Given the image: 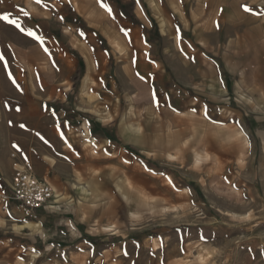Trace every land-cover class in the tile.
I'll list each match as a JSON object with an SVG mask.
<instances>
[{"label":"crops","instance_id":"1","mask_svg":"<svg viewBox=\"0 0 264 264\" xmlns=\"http://www.w3.org/2000/svg\"><path fill=\"white\" fill-rule=\"evenodd\" d=\"M115 1L14 5L43 44L0 20V264L98 251L84 237L119 236L141 172L168 188L264 156V0ZM16 165L54 192L30 215Z\"/></svg>","mask_w":264,"mask_h":264},{"label":"rangeland","instance_id":"2","mask_svg":"<svg viewBox=\"0 0 264 264\" xmlns=\"http://www.w3.org/2000/svg\"><path fill=\"white\" fill-rule=\"evenodd\" d=\"M68 1L42 0V5L62 14ZM24 4L36 3L2 0L0 16L17 19L13 6ZM174 174L177 182L165 188L141 172L139 189L124 193L134 214L123 210L126 205H113L125 216L122 234L84 237L98 251L64 255L58 264H264V156L237 152L218 169L204 164L198 173ZM112 244L121 251H108Z\"/></svg>","mask_w":264,"mask_h":264},{"label":"built area","instance_id":"3","mask_svg":"<svg viewBox=\"0 0 264 264\" xmlns=\"http://www.w3.org/2000/svg\"><path fill=\"white\" fill-rule=\"evenodd\" d=\"M14 171L12 179L14 199L29 215L50 204L54 198L50 186L38 180L22 166L16 165Z\"/></svg>","mask_w":264,"mask_h":264},{"label":"snow or ice","instance_id":"4","mask_svg":"<svg viewBox=\"0 0 264 264\" xmlns=\"http://www.w3.org/2000/svg\"><path fill=\"white\" fill-rule=\"evenodd\" d=\"M0 2H2V0H0ZM34 2L38 5H42V0H34ZM101 7H104L106 11L109 12V14H111V9L105 5L103 3V0H99ZM43 6V5H42ZM244 11L245 12H252V9L249 8L247 5L243 6ZM20 11L25 15V16H29L30 14L25 11L23 8L20 9ZM0 20L6 21L8 24L10 25H14L17 29H19L21 32H24L26 35L32 37L34 40L40 42L41 44H43V38L41 36H38L35 32L31 31V30H26L25 28H23L21 26V23L18 19H12L10 18L9 15H3L0 16ZM127 35V33H125ZM82 35V34H81ZM45 51H47V49H45ZM0 59H3V56L0 55ZM153 96L155 97V93H153ZM53 115H55V113H53ZM21 127H23V125H21ZM61 135L63 136V134L61 133ZM171 183V181H169Z\"/></svg>","mask_w":264,"mask_h":264}]
</instances>
